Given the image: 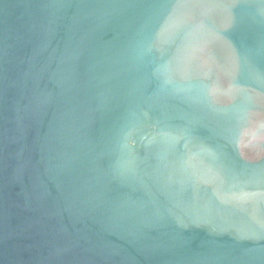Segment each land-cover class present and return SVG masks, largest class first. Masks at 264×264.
I'll return each mask as SVG.
<instances>
[{
    "label": "water",
    "instance_id": "water-1",
    "mask_svg": "<svg viewBox=\"0 0 264 264\" xmlns=\"http://www.w3.org/2000/svg\"><path fill=\"white\" fill-rule=\"evenodd\" d=\"M0 264H264V0H0Z\"/></svg>",
    "mask_w": 264,
    "mask_h": 264
}]
</instances>
